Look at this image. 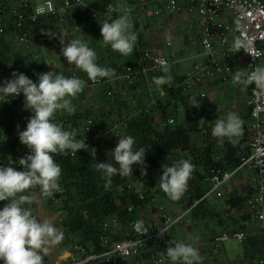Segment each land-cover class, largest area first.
I'll return each mask as SVG.
<instances>
[{
	"label": "trees",
	"instance_id": "obj_1",
	"mask_svg": "<svg viewBox=\"0 0 264 264\" xmlns=\"http://www.w3.org/2000/svg\"><path fill=\"white\" fill-rule=\"evenodd\" d=\"M8 12L7 18L0 16V27L6 26L4 33H0V81L10 78L11 73L15 71V66L22 64L24 74L35 82L40 72L35 55L30 57V67L27 68L24 55L14 49L11 40L26 36L27 42H36L39 31L43 34L46 27L52 23H47V21L60 19L59 17H46L39 21L37 25L28 22L20 29L14 24L13 12L11 10H8ZM130 15L131 20H133L132 10H130ZM70 24L76 25L77 22L71 20ZM132 30L135 31V27ZM141 47V44L137 45V48L141 49ZM131 65H135V63ZM167 74L171 75L173 79L169 85L161 86L166 92V98L158 101L153 106L162 112L161 123L158 125L151 120L146 106L139 98L131 99L128 102L118 96L108 95V91L104 94L107 106H111L113 109V105H117L122 109V114L130 112L134 116L131 119L119 117L120 120L126 121L125 127L121 130L122 135L126 134L134 137V148L143 147L146 150L144 157L145 175H141L140 168L134 165L132 175H129V177L113 176L111 184L105 188V181L102 174L96 170L95 164L96 162H111L110 155L106 153L115 147L118 140L112 133V125L107 128L104 117H97L92 111L77 115H71L63 110L54 113L52 122L59 124L64 130L74 132L78 140L82 137L84 122L93 119V127L90 133L92 144L78 150L74 155L67 153L54 154V162L61 169L58 178L61 190L46 198L49 199L51 205L54 201H58L61 205L64 233L67 241L73 244L76 242L84 246L87 251L91 250L89 252L101 253L106 250L101 240L104 233V223L115 215L118 224L123 228H127L133 221L142 219L143 212L148 210L149 207L164 202L167 197L160 188L145 190L140 187L144 186L152 176V172L160 167L159 161L179 151H186L188 161L193 167L187 181V198L185 196L181 199L184 202V213L188 212L187 215L190 219L209 220L220 228L221 232L243 231L246 234V239L242 243L243 259L251 262L263 261L264 264L263 231H255L246 225L247 222L251 221L247 203L250 197L256 194L257 190L253 188L245 195L227 196L224 202L225 207L223 206L220 212L210 210L211 205L206 199L210 191L208 180L213 173L232 171L239 166L242 157L250 155L249 127H241V134L238 137L226 140L221 145L223 148V153H221L217 150L220 145L213 143L211 135L199 125L201 119L206 117L208 109V105L204 103L200 93H190L179 86L181 79L176 76L174 71L170 70ZM161 75H165V73L160 71L155 77ZM64 76L70 77L71 75ZM140 82L146 83L145 77L140 78ZM223 84L228 83L216 80L211 88ZM230 86H232L233 94L240 92L242 89V86L235 85L233 82L230 83ZM154 89L157 90L156 86ZM13 99L15 100L12 102L0 105V112L5 113L7 118V126L0 129V135L8 140L7 143L12 154L16 152V148L21 144L17 133L13 132L16 125L11 126L8 124V114L13 115L14 107L18 106L21 108L20 118L23 123H27L31 115L22 107L23 97ZM107 115H109L107 118H110L112 112L107 113ZM171 117H174L176 121L173 126L168 124ZM246 120L250 122V109L247 111ZM200 136L207 143H198L196 137ZM158 174L162 175V169ZM129 182L134 187L129 188L127 184ZM141 191L144 200H140L138 197ZM195 201L200 202L197 206L191 208ZM3 203H7V201ZM129 205L134 206L133 212H128ZM119 240H121L120 235L114 232L110 237L109 244L112 245ZM160 255L161 251H158L151 244L140 252L136 258L117 261L115 264H158L157 258ZM97 264L104 263L99 261Z\"/></svg>",
	"mask_w": 264,
	"mask_h": 264
},
{
	"label": "clouds",
	"instance_id": "obj_2",
	"mask_svg": "<svg viewBox=\"0 0 264 264\" xmlns=\"http://www.w3.org/2000/svg\"><path fill=\"white\" fill-rule=\"evenodd\" d=\"M120 14L115 18L105 13L99 17L101 41L111 50L122 56H128L133 51L137 40L132 30L130 9H112ZM62 47L59 56L69 65L86 74L89 81L98 83L102 78L111 79L113 70L101 67L96 63V53L79 39H73L66 44L61 39ZM246 41L237 39L233 49L247 48ZM161 71L165 75L153 77L152 83L157 90L162 91V85H169L173 79L168 75V67L162 61ZM235 85L247 86L254 82L257 86H264V66H256L250 72L235 71L232 76ZM84 88V81L76 76L66 77L55 71H48L37 75L35 82L23 73L13 71L10 78L0 81V103L8 102L11 98L23 96V109L29 116L23 131L17 126L19 143L25 146L28 153L19 158L12 165L0 166V264H42V254L49 250V246L59 243L63 234L48 220H38L31 212L23 207L27 201L25 195H17L26 190L38 187L44 197H51L60 191L58 178L61 174L59 165L54 162V154H76L85 145L77 141L74 132L62 129L53 123L54 113L61 110L71 114L74 107L71 98L79 94ZM171 123V121H169ZM200 123H204L201 119ZM91 124V123H90ZM242 122L231 112L223 119H216L211 127V135L216 138H233L241 134ZM135 139L131 135L118 137L116 145L106 154L111 162H96L95 168L102 174L104 187L111 184L112 177H128L132 175L133 166L140 168L141 175H145L143 147L134 148ZM192 164L187 160L162 167L158 184L160 190L170 201H178L187 187V181L192 171ZM181 215L171 220L177 223ZM165 227L160 232H167ZM191 243L169 241L165 253L169 264H198L199 252Z\"/></svg>",
	"mask_w": 264,
	"mask_h": 264
},
{
	"label": "built area",
	"instance_id": "obj_3",
	"mask_svg": "<svg viewBox=\"0 0 264 264\" xmlns=\"http://www.w3.org/2000/svg\"><path fill=\"white\" fill-rule=\"evenodd\" d=\"M152 2L154 1L150 0L149 3ZM110 6L103 5L100 9H96L87 4L85 0H41L38 4L35 0H22L20 8L13 12V19L15 26L22 29L28 22L37 25L43 18L59 17L64 12H72L82 8L88 10L92 18L97 20L105 13L110 16L118 14V11H110ZM125 7L130 9L127 3ZM111 8L116 9L113 6ZM184 9L198 16L201 21L200 46L202 59L197 61L184 76L178 77L176 75L181 79L179 86L190 93H200L201 98L205 100L216 80L225 81L230 85L232 76L237 71L233 60V57L237 54V49H233V44L237 39L246 41L248 44L247 48H241L244 57V69L241 72L250 73L254 67L260 66L261 61L264 59V3L261 0H186V2L168 0L164 8L155 10L154 14L159 15L162 10L177 13ZM5 28L6 26L0 27V33H4ZM40 34H42L41 31L38 35ZM19 41L27 43V37L23 36ZM217 48L220 49L219 53H216ZM137 56L138 60L135 65L123 67L119 72L113 74L111 79L102 78L98 83H93L88 78L81 80L89 87L110 86L119 83L127 85L129 88H137L140 78L145 77L146 87L149 91H152L155 87L152 80L161 71L162 61L167 65L168 72L172 71V67L180 65L182 62L175 55L156 54L148 48L139 49ZM240 91L244 96L238 93L236 96L238 103L240 105L245 104L247 111L250 109V155L242 157L239 166L232 171L213 173L208 180L210 183L208 195H213L217 199H225L226 187L235 174L245 170L253 173L258 186L256 194L252 195L247 203V210L251 220H256L261 225L259 230H262L264 234V86H257L254 82H250L247 86H242ZM160 94L161 96L157 97L156 102L166 97L164 90L160 91ZM108 95H112V93L108 92ZM21 97L23 96L20 95L15 98L19 99ZM13 100L15 99L11 98L5 103ZM5 103H0V105ZM175 123L174 117L169 118L168 124L170 126ZM125 125L126 121L120 119L112 123V133L116 139L122 135L121 129ZM6 126V114L0 112V129ZM92 127L93 119H88L83 125L82 137L79 140L76 136L74 137L82 145L85 143L86 146L84 147L92 144L90 138ZM28 151L26 147H23L12 154L11 162L17 170L20 169L15 162L25 156ZM159 162L161 163V161ZM127 184L129 188L134 187L130 182ZM138 197L140 200H144L142 191L139 192ZM199 202L195 201L191 208L197 206ZM152 208L157 210L158 214L149 224L144 219H139L133 221L129 227L123 228L118 224L117 217L112 216L103 225L104 233L101 240L106 250L101 253L89 252L91 250L87 251L84 246L75 244L72 247V253L80 257V261L75 264H97L99 261L104 264H115L117 261H127L136 258L140 252L151 244L158 251H161L157 263L165 264L168 262L165 253L167 247L170 246L167 244L168 233L175 226L183 224L188 212L182 214L177 223L171 224V220L175 217L168 215L163 206L154 204ZM127 210L133 212L134 206L129 205ZM114 225H116L114 228L120 235L121 240L110 245V237L114 234L112 229ZM165 227L168 228V231L160 232ZM245 239L246 234L243 231L226 232L217 236L214 242L216 247L225 242H236L242 248ZM229 264H263V261L251 262L244 260L241 256V259H234Z\"/></svg>",
	"mask_w": 264,
	"mask_h": 264
},
{
	"label": "crops",
	"instance_id": "obj_4",
	"mask_svg": "<svg viewBox=\"0 0 264 264\" xmlns=\"http://www.w3.org/2000/svg\"><path fill=\"white\" fill-rule=\"evenodd\" d=\"M87 4L91 5L96 9H100L103 5H111L115 7L117 10L122 9L125 7L126 3L131 6V10L133 13V20L132 26L135 27V34L137 36V40L133 45V51L128 56H122L119 53L110 49L108 45H105L101 41L100 36V28L98 19L95 20L92 18L91 13L88 10L79 8L76 11L72 12H64L59 16L60 20L53 19L52 21L49 20L47 23L52 22L50 25L46 27V30L43 34H49L50 36L47 38L42 37L41 43L38 42H31L28 45V52L23 50H17L18 40L14 38L11 40V43L15 50L19 51L25 58V65L27 68L30 67V57L35 55L39 63V74L46 73L50 71L47 68V59L51 60V62L60 61L59 53L62 47L60 41L63 39L65 44L68 41L73 39H79L87 44L88 47L93 49L96 53V63L105 68H110L113 70V74L119 72L123 67L127 65H131L132 63L137 62L138 58V49L137 45L141 44V48H148L153 53L156 54H165V55H175L179 59L182 60L180 65L172 67V71L178 77L184 76L192 66L199 60H201V21L198 16L191 14L186 9L181 10L177 13H169L167 11L162 10V13L159 15L154 14L155 10L163 9L166 5L168 0H153L154 2L149 3L150 0H85ZM186 2V0H181ZM264 3V0H261ZM22 0H0V16L2 18H7V14L9 13L8 10L14 12L18 8H20ZM36 4L40 3L41 0H35ZM5 10V14H4ZM118 14L119 11H118ZM117 14V15H118ZM110 16V15H109ZM103 17V15L101 16ZM115 18V16H111ZM73 20L77 22L76 25H71L70 21ZM132 27V29L134 28ZM61 32H66V36L62 35ZM36 48L37 53H30L32 52L31 49ZM20 49V48H19ZM220 49H216V53H219ZM28 53V54H27ZM44 59V62L42 61ZM235 62V66L237 70L243 71L244 69V57L242 54V49H237V54L233 57ZM46 61V62H45ZM68 68L66 71L62 70V75H71L76 76L80 79H87L85 73L77 69L74 65H67ZM15 71L17 73H23L24 70L22 64L15 66ZM215 87V86H214ZM222 89L221 93H228L231 94L232 86L228 84H223L219 86ZM146 83L140 82L137 88H129L127 85L123 84H113L110 86H97V87H89L84 84V88L82 91L77 94L75 97L71 98V105L74 107V112L71 115H77L80 113H84L87 111H92L96 114L97 117H104V121L106 122V127L108 128L112 123L117 122L120 118L131 119L134 117L130 112L122 114V109H120L117 105H113V109L111 106H107L106 99H105V92H111L113 96H118L123 98L126 101H130L131 98L129 96L133 95L132 99L139 98L142 100L144 106H146V110L150 114V118L153 122L157 125L161 123L162 119V112L159 109L152 108L153 104L156 102L155 100L157 97L161 96L160 91L153 89L152 91L147 90ZM131 90V91H128ZM211 89L208 93L210 97L215 96L216 90L213 91ZM129 92V93H128ZM146 92V93H145ZM239 92H236L237 95ZM131 94V95H130ZM234 94V95H235ZM166 98V97H165ZM164 98V99H165ZM163 99V100H164ZM229 99V98H228ZM236 99V98H235ZM234 99V101H235ZM232 102V101H231ZM230 102V103H231ZM222 105V104H221ZM230 105V104H229ZM224 106V110L221 111V115L217 113H210L208 114L209 107L207 109L206 117L202 118L204 123H200V127L209 132L211 135V127L212 124L215 122L216 119H223L224 116L231 112L232 114L238 116L242 122V126L249 127L250 122L246 120V112L247 109L245 104L240 105L239 103L231 106ZM145 109V107H144ZM150 109V110H149ZM112 112V115L109 117L107 113ZM21 108L14 107V114H8V124L9 125H16L13 128V132L17 133V126H19V130L23 131L26 123H23L20 118ZM120 114V115H119ZM85 123V122H84ZM83 123V124H84ZM196 137V141L198 143H207L204 138ZM212 137V142L216 143L217 145H222L225 141L218 144L215 141L216 137ZM228 140V139H227ZM7 139L0 135V166L7 165L10 162L11 148L7 143ZM23 145L18 146L16 148L18 150L22 149ZM180 151L176 154L170 155L164 158L161 163L160 167L155 169L152 172V177L154 179H149V181L140 188L142 189H149L154 190L155 188H159L158 180L160 175L158 174L162 167L172 166L179 163ZM188 161V159H187ZM13 165V163H12ZM163 170V169H162ZM201 171V170H200ZM256 186V179L253 173L249 171H240L235 174L231 181L228 183L225 192L226 196L230 195H245L249 190L255 188ZM21 194V193H19ZM18 195V194H17ZM187 198L186 190L184 191L182 197L178 201H170L166 198L164 202H161V205L164 208L168 205L170 208L169 215L172 217H176L178 215L184 214L183 211V203L181 199ZM210 203V210L220 212L221 208L224 206L225 199H217L213 195H208L206 198ZM3 202H0V206H3ZM167 206V207H168ZM225 207V206H224ZM157 216V213L154 211L152 207H149L148 210L143 212L142 219L149 224L152 220ZM207 221L210 223L209 228L207 229L208 232L205 235H208L212 241L222 234L221 229L218 228L214 223L210 222L207 219H190L189 216L186 214L184 218L183 225L186 232L192 236V233L189 229L193 226H197L198 224L204 223ZM254 220L247 222V226L252 228L255 231H258L259 228L255 225ZM182 226V224H181ZM225 233V232H224ZM208 238H205L202 244H205ZM177 241L181 242L182 240L178 239H170L169 241ZM194 240L193 238L191 239ZM197 243H194L196 245ZM201 244V245H202ZM206 246V245H204ZM212 247L215 249V242L213 241L211 244L207 245V247ZM241 247L239 251H241ZM223 254V264H229L234 259H241V254L237 255V253H233L234 259L231 261L228 259L226 253L221 251ZM73 257V255L71 256ZM219 261V260H218ZM42 264H49L47 259L42 258ZM75 264V263H74ZM220 264V263H219Z\"/></svg>",
	"mask_w": 264,
	"mask_h": 264
},
{
	"label": "rangeland",
	"instance_id": "obj_5",
	"mask_svg": "<svg viewBox=\"0 0 264 264\" xmlns=\"http://www.w3.org/2000/svg\"><path fill=\"white\" fill-rule=\"evenodd\" d=\"M62 35L66 36V32H61ZM49 34H40L37 35L38 41L39 43H41V39L42 37L47 38L49 37ZM36 41V42H38ZM30 44V42L24 43V42H20L18 40V46H17V50H23L25 52H28V45ZM20 48V49H19ZM32 52L30 53H37L38 51H36V48H32L31 49ZM28 54V53H27ZM59 58H61L59 56ZM60 61H55V62H51V60L47 59V68L50 69V71H55L57 73L62 72V70L64 69V71L67 70L69 64H67V62L64 60V58L62 57L61 59H59ZM42 61L44 62V59H42ZM46 62V61H45ZM260 66H264V59L261 61ZM213 91L216 90L215 96L210 97L209 95L207 96V98L204 101V103L206 105H208L209 107V111L208 114L212 113H217L221 115V111L224 110V106L226 105L231 106L232 104L236 105L238 104V100L235 99L236 96L238 95H234L233 93L228 94V93H221L222 89L219 88V85H216V87H212L211 89H213ZM131 91V90H128ZM232 92V91H231ZM129 93V92H128ZM236 93V92H235ZM243 93L240 91L239 95H242ZM131 95V94H130ZM130 98H133V95L129 96ZM131 98V99H132ZM229 98V99H228ZM235 99V101H234ZM232 101V102H231ZM231 102V103H230ZM157 102H155L153 104V106H155ZM222 104V105H221ZM152 106V108H154ZM154 109H158V108H154ZM150 110V109H149ZM209 133V132H208ZM230 139V138H217L215 139L216 142H218V144L222 143L223 141ZM219 150L221 153H223V148L221 146H219V148L217 149ZM187 152L186 151H180V157H179V161L182 160H187ZM150 179H154V177H150ZM257 186H258V182H256V186H255V190H257ZM18 195H25L27 197V201L26 203L23 205V207L27 208L31 214L36 217L38 220H48L50 223L53 224L54 227H56L62 234H63V238L62 240L54 245L49 246V250L47 253L42 254V257L44 259L48 260L49 264H74L78 261H80V257L77 255H74V253H72V247L73 245L77 244L76 242L73 244L69 241H67V238L65 236L64 233V225H63V213L61 211V205L58 201H54L52 203V205L49 203V199L42 196L40 193L39 188H30L28 190H26L25 192L18 194ZM168 206V205H167ZM165 207V212L169 215V206ZM1 207V206H0ZM154 209V208H153ZM157 214V210H154ZM255 225L260 229L261 225L258 224V222L256 220H254ZM210 226V223H208L207 221H205L204 223L198 224L196 227L193 226L191 229L188 228V230L191 231L192 236H190L188 233L185 231L184 225H177L174 228H172V230L169 231L168 233V242L167 244H169V238L170 239H178V240H182L181 242L184 243H191L192 242V238L195 240V243H197L196 245H193L194 247L197 248L198 252H199V256H200V260L198 262V264H223L225 263V261H223V254L221 253V251L226 253V255L228 256L229 260H233V253H237V255L242 256V249L241 251H239L240 249V244L236 243V242H229V243H222L219 244V247H214L215 249H213L212 247H207V245L212 243V240L210 238H208L207 234L208 232V228ZM112 229L114 232H116V229L114 228V226H112ZM187 229V228H186ZM224 233V232H223ZM205 238H208L205 244H202L203 240ZM202 244V245H201ZM206 245V246H204ZM73 255V257H71ZM219 260V261H218ZM165 264H169V262L165 263Z\"/></svg>",
	"mask_w": 264,
	"mask_h": 264
}]
</instances>
